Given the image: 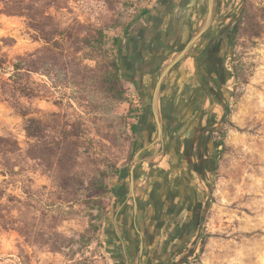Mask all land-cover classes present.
I'll list each match as a JSON object with an SVG mask.
<instances>
[{
	"label": "rangeland",
	"instance_id": "1",
	"mask_svg": "<svg viewBox=\"0 0 264 264\" xmlns=\"http://www.w3.org/2000/svg\"><path fill=\"white\" fill-rule=\"evenodd\" d=\"M28 1L37 13L0 18V264H138L144 236L128 257L109 245L105 227L129 197L132 164L165 152L138 145L131 130L152 112L124 49L157 0ZM192 1L187 9L205 15L207 0ZM217 16L235 34L226 102L211 116L221 131L209 140L222 146L202 184L197 235L179 261L264 264V0H219ZM181 148L178 137L170 149ZM140 189L134 181L141 229L148 210L153 225L157 200L154 192L146 205Z\"/></svg>",
	"mask_w": 264,
	"mask_h": 264
},
{
	"label": "crops",
	"instance_id": "2",
	"mask_svg": "<svg viewBox=\"0 0 264 264\" xmlns=\"http://www.w3.org/2000/svg\"><path fill=\"white\" fill-rule=\"evenodd\" d=\"M185 2V0H157L156 9L146 14L142 19H138L128 36L129 44L124 47L127 52L125 61L127 72L129 75L130 69L133 71V85L138 89L145 111L153 110L151 96L154 83L160 80L166 65L164 53L166 25L171 14L177 17L182 11L185 12L186 9H182V6L186 5ZM160 68L161 71L158 75ZM165 78V76L162 77V85ZM152 128V119H149L142 128H138L137 136L140 134L142 137V140L137 141L138 145L150 146L145 142L142 133L148 137V129ZM213 145L214 143L207 139L203 144L202 155L199 158L182 157V153L179 151L171 156L168 160L169 164L163 158L159 162L143 161L140 163L142 166H138L136 169L135 181L141 188L142 198L146 205H149L150 195L155 192L157 200V211L153 214L155 220L152 225L151 213L148 212L149 206H147V215L143 219L146 228L140 229L136 217V198L127 192L128 199L119 207L118 214L108 219L105 227L106 240L114 250L120 253L123 251L127 256V250L132 249L133 251L136 245L133 242L136 241L137 235H170L167 250L174 257L181 250L186 239L194 235L196 237L202 212L200 209L204 202L202 184L208 178L207 176L213 173L211 167L216 159ZM171 166L174 169L171 172L167 171ZM156 168L160 171L155 177ZM122 177L123 175L120 177L121 180H123ZM123 188L119 192L117 191V197L120 198L125 193L126 185ZM136 191L139 195L137 188ZM183 255L179 256L178 260Z\"/></svg>",
	"mask_w": 264,
	"mask_h": 264
},
{
	"label": "flooded vegetation",
	"instance_id": "3",
	"mask_svg": "<svg viewBox=\"0 0 264 264\" xmlns=\"http://www.w3.org/2000/svg\"><path fill=\"white\" fill-rule=\"evenodd\" d=\"M185 1L186 5L182 9L187 11L181 10L177 17L171 14L165 28V68L168 69L165 82L161 84L158 92L163 138H160L153 110V128L148 129V137L142 133L145 142L152 145V149L159 147L157 152H161L165 148L162 156L164 161L169 160L175 153L170 146L178 137H181L182 157L199 158L204 142L221 131V128H216L217 124L212 123L211 116L216 112L217 106L222 107L226 102L224 87L228 81L227 59L230 58V50L235 41V34L229 26L224 25L225 20L218 18L217 12L210 28L194 39L206 14H202L198 8L188 11L186 6L193 1ZM129 76L132 81L131 69ZM157 82L154 83L151 96L152 105ZM154 133L158 139L156 143H152ZM215 145L217 155L220 148L217 138ZM140 236L137 235L136 239L139 240ZM143 236V244L139 243L138 254L141 256L137 259L138 264H184L178 257L184 254L191 239L195 238L194 235L186 239L181 250L173 257L167 250L170 235ZM131 255L132 249H128L127 256Z\"/></svg>",
	"mask_w": 264,
	"mask_h": 264
},
{
	"label": "water",
	"instance_id": "4",
	"mask_svg": "<svg viewBox=\"0 0 264 264\" xmlns=\"http://www.w3.org/2000/svg\"><path fill=\"white\" fill-rule=\"evenodd\" d=\"M218 4H219V0H207V12H206V15L204 18V22L200 26V28L198 29V32L196 33L194 39L199 38L203 33H205L210 28V26L214 20L215 13L217 12ZM167 69L168 68H165L161 73V78L156 84V89H155L154 98H153V113H154V117H155V120L157 123L158 131H159V135H160L161 139L163 138V125L160 121V113L158 114V112H160V111H158V109L156 107V98L159 97L158 89L160 91V87L162 84L161 80H162V77L164 75H166ZM154 157L155 156H149V157L144 158L142 160L141 159L137 160L132 164L131 169H130V180H129V187H130V193L131 194L134 195V181L136 180V169H137L138 165L140 163H142L143 161L154 162V161H152V158H154Z\"/></svg>",
	"mask_w": 264,
	"mask_h": 264
},
{
	"label": "trees",
	"instance_id": "5",
	"mask_svg": "<svg viewBox=\"0 0 264 264\" xmlns=\"http://www.w3.org/2000/svg\"><path fill=\"white\" fill-rule=\"evenodd\" d=\"M31 12H38V7L32 2H29L28 0H0V18L3 15H6L8 17H24L28 16ZM16 67V66H14ZM114 67V74H113V86L115 87V90L117 91L118 95H122L120 91V79L119 76L121 74V67L118 63L113 64ZM20 70V68H18ZM121 78H123L121 76ZM138 125L133 124L131 126V130L133 134H137L138 131ZM220 146H222V143H220ZM117 193V192H116ZM206 243V239L204 240V244Z\"/></svg>",
	"mask_w": 264,
	"mask_h": 264
},
{
	"label": "bare ground",
	"instance_id": "6",
	"mask_svg": "<svg viewBox=\"0 0 264 264\" xmlns=\"http://www.w3.org/2000/svg\"><path fill=\"white\" fill-rule=\"evenodd\" d=\"M158 92H159V89H158ZM156 107H157V109H158V111H159L158 98H156ZM158 114H159V112H158ZM158 159H160V156H159V157L155 156L154 158H152V161L155 162V161L158 160Z\"/></svg>",
	"mask_w": 264,
	"mask_h": 264
}]
</instances>
